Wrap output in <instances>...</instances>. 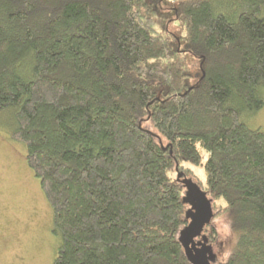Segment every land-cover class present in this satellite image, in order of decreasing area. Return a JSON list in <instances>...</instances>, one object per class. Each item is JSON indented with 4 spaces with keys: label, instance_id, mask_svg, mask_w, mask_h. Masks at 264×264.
<instances>
[{
    "label": "trees",
    "instance_id": "obj_1",
    "mask_svg": "<svg viewBox=\"0 0 264 264\" xmlns=\"http://www.w3.org/2000/svg\"><path fill=\"white\" fill-rule=\"evenodd\" d=\"M263 89L264 0H0V122L52 207L51 264H192L178 160L200 162L198 139L195 240L213 250L223 213L227 264H264V130L241 120Z\"/></svg>",
    "mask_w": 264,
    "mask_h": 264
},
{
    "label": "rangeland",
    "instance_id": "obj_2",
    "mask_svg": "<svg viewBox=\"0 0 264 264\" xmlns=\"http://www.w3.org/2000/svg\"><path fill=\"white\" fill-rule=\"evenodd\" d=\"M241 120L252 128L264 130V106L253 115L244 112ZM2 121L0 264H51L61 242L60 235L53 232L52 207L39 178L27 164L26 145L10 138L3 130ZM232 241V235L226 240H216L213 250L217 258Z\"/></svg>",
    "mask_w": 264,
    "mask_h": 264
},
{
    "label": "water",
    "instance_id": "obj_3",
    "mask_svg": "<svg viewBox=\"0 0 264 264\" xmlns=\"http://www.w3.org/2000/svg\"><path fill=\"white\" fill-rule=\"evenodd\" d=\"M189 188L191 208L188 211L189 223L182 229L180 239L184 245L187 258L192 264H210L215 260L213 250L202 240L197 238L204 227V224L211 220L213 211L211 201L206 193L193 182L184 181Z\"/></svg>",
    "mask_w": 264,
    "mask_h": 264
},
{
    "label": "clouds",
    "instance_id": "obj_4",
    "mask_svg": "<svg viewBox=\"0 0 264 264\" xmlns=\"http://www.w3.org/2000/svg\"><path fill=\"white\" fill-rule=\"evenodd\" d=\"M193 147L196 153L201 157L200 162L196 163L187 159H179L178 167L182 170V173L189 177V179L194 180L200 187L208 192V175L209 173L204 167V163L207 158L211 155V152L204 146L202 140L193 141ZM177 165L174 164L169 168L165 169V175L167 176L169 182L175 181L177 179ZM184 193L181 192L180 196L183 197ZM209 197L212 198V194L208 193ZM212 203L214 206L221 207L223 209L228 208V202L223 195L216 196L212 198ZM217 224L216 232L221 240H226L232 235V228L229 222L224 220L223 213L217 216L214 220ZM232 254L231 249H226L220 256H218V264H227L228 259Z\"/></svg>",
    "mask_w": 264,
    "mask_h": 264
},
{
    "label": "flooded vegetation",
    "instance_id": "obj_5",
    "mask_svg": "<svg viewBox=\"0 0 264 264\" xmlns=\"http://www.w3.org/2000/svg\"><path fill=\"white\" fill-rule=\"evenodd\" d=\"M199 241V240H198ZM196 243H197V241H196Z\"/></svg>",
    "mask_w": 264,
    "mask_h": 264
}]
</instances>
